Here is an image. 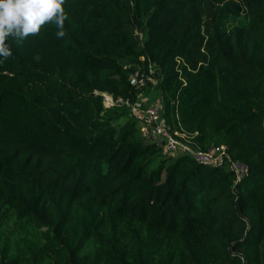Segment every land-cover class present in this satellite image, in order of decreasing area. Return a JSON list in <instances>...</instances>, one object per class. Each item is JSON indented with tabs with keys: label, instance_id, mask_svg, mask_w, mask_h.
<instances>
[{
	"label": "trees",
	"instance_id": "trees-1",
	"mask_svg": "<svg viewBox=\"0 0 264 264\" xmlns=\"http://www.w3.org/2000/svg\"><path fill=\"white\" fill-rule=\"evenodd\" d=\"M63 7L64 38L9 37L0 64V264H264V0ZM151 91L223 164L141 136L124 103Z\"/></svg>",
	"mask_w": 264,
	"mask_h": 264
},
{
	"label": "built area",
	"instance_id": "built-area-1",
	"mask_svg": "<svg viewBox=\"0 0 264 264\" xmlns=\"http://www.w3.org/2000/svg\"><path fill=\"white\" fill-rule=\"evenodd\" d=\"M142 59V58H141ZM130 86L136 89H145L149 83H153L150 73L141 68L135 69L129 76ZM152 81V82H151ZM104 109H109L118 104L108 94H101ZM130 118H134L140 124L141 136L148 142L156 144L162 148V154L166 157L172 156L171 153L189 154L199 162L212 166L223 164L227 154L225 146H213L208 151L202 152L193 150L188 146V136L172 128L166 123L162 116V105L158 102L148 103L145 97L139 98L134 102H125ZM240 176L245 169L242 165L232 164Z\"/></svg>",
	"mask_w": 264,
	"mask_h": 264
},
{
	"label": "clouds",
	"instance_id": "clouds-1",
	"mask_svg": "<svg viewBox=\"0 0 264 264\" xmlns=\"http://www.w3.org/2000/svg\"><path fill=\"white\" fill-rule=\"evenodd\" d=\"M64 4L65 0H0V64L12 56L9 37L23 45L51 24L56 28V38H64L68 19Z\"/></svg>",
	"mask_w": 264,
	"mask_h": 264
},
{
	"label": "rangeland",
	"instance_id": "rangeland-1",
	"mask_svg": "<svg viewBox=\"0 0 264 264\" xmlns=\"http://www.w3.org/2000/svg\"><path fill=\"white\" fill-rule=\"evenodd\" d=\"M151 73H152V72H151ZM152 81H153L152 84H155L156 81H155L154 78H152ZM152 81H151V82H152ZM149 97L152 99V101H151L152 103H153V102L156 103V102L159 101V98L156 96L155 93H153V91L150 92ZM145 99H146V98H145ZM139 128H140V124H139ZM178 154H180V152H174V153H171L172 157L177 156Z\"/></svg>",
	"mask_w": 264,
	"mask_h": 264
},
{
	"label": "water",
	"instance_id": "water-1",
	"mask_svg": "<svg viewBox=\"0 0 264 264\" xmlns=\"http://www.w3.org/2000/svg\"><path fill=\"white\" fill-rule=\"evenodd\" d=\"M262 125H263V128H264V118H263V123H262Z\"/></svg>",
	"mask_w": 264,
	"mask_h": 264
}]
</instances>
